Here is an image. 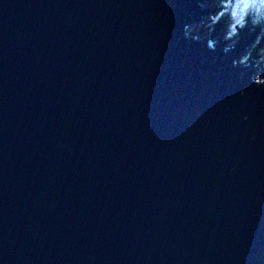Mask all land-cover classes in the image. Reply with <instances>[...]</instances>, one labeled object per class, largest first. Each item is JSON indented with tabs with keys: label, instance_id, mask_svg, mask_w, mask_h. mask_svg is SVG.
Instances as JSON below:
<instances>
[{
	"label": "water",
	"instance_id": "obj_1",
	"mask_svg": "<svg viewBox=\"0 0 264 264\" xmlns=\"http://www.w3.org/2000/svg\"><path fill=\"white\" fill-rule=\"evenodd\" d=\"M198 14L0 0V264H264V85Z\"/></svg>",
	"mask_w": 264,
	"mask_h": 264
},
{
	"label": "clouds",
	"instance_id": "obj_2",
	"mask_svg": "<svg viewBox=\"0 0 264 264\" xmlns=\"http://www.w3.org/2000/svg\"><path fill=\"white\" fill-rule=\"evenodd\" d=\"M203 15L183 26L184 39L209 51L232 54L246 35L249 45L232 59L234 67L254 70L252 82L264 85V0H197ZM221 29L217 32V28ZM243 94V92L241 93Z\"/></svg>",
	"mask_w": 264,
	"mask_h": 264
},
{
	"label": "rangeland",
	"instance_id": "obj_3",
	"mask_svg": "<svg viewBox=\"0 0 264 264\" xmlns=\"http://www.w3.org/2000/svg\"><path fill=\"white\" fill-rule=\"evenodd\" d=\"M260 47H262V46H260Z\"/></svg>",
	"mask_w": 264,
	"mask_h": 264
}]
</instances>
